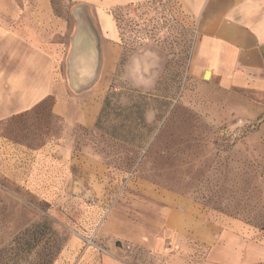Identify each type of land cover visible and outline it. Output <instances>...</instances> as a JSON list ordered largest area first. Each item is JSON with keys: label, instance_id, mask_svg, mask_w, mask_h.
<instances>
[{"label": "rangeland", "instance_id": "374dc122", "mask_svg": "<svg viewBox=\"0 0 264 264\" xmlns=\"http://www.w3.org/2000/svg\"><path fill=\"white\" fill-rule=\"evenodd\" d=\"M48 1L65 24L51 42L66 53L80 12L70 0ZM112 15L122 51L113 72L106 60L89 92L94 100L104 92L93 126L53 115L52 98L0 122V264L141 258L124 237L150 217L148 200L160 192L264 234V142L218 137V128L239 117V102L190 72L192 21L168 0L117 7ZM80 29L74 66L96 43L87 24ZM113 221L121 235H112Z\"/></svg>", "mask_w": 264, "mask_h": 264}, {"label": "crops", "instance_id": "0c3cea01", "mask_svg": "<svg viewBox=\"0 0 264 264\" xmlns=\"http://www.w3.org/2000/svg\"><path fill=\"white\" fill-rule=\"evenodd\" d=\"M70 1L80 13L74 17L65 53L63 45L51 42L65 24L48 0H0V122L52 98L56 117L83 127L95 124L104 92L97 100L89 92L106 60L110 58L108 73L113 72L122 51L112 11L144 0ZM168 1L194 25L190 72L201 80L209 72L211 87L234 94L239 102L236 120L244 122L240 139L264 142V0ZM83 23L97 37L98 51L94 45L95 53H82L74 66L71 60ZM96 52L100 66L93 79ZM148 201L150 217L143 225L138 219V226L124 237L141 249V258L107 256L96 264H264V234L238 221L211 219L201 205L176 193L152 194ZM121 233L113 221L112 235Z\"/></svg>", "mask_w": 264, "mask_h": 264}, {"label": "built area", "instance_id": "2783aa9c", "mask_svg": "<svg viewBox=\"0 0 264 264\" xmlns=\"http://www.w3.org/2000/svg\"><path fill=\"white\" fill-rule=\"evenodd\" d=\"M160 2H164L166 0H159ZM244 124V122L241 119L235 120L230 125L223 126L218 128L217 135L221 139H226L230 141H237L241 138V133L239 129Z\"/></svg>", "mask_w": 264, "mask_h": 264}, {"label": "water", "instance_id": "95a60500", "mask_svg": "<svg viewBox=\"0 0 264 264\" xmlns=\"http://www.w3.org/2000/svg\"><path fill=\"white\" fill-rule=\"evenodd\" d=\"M75 13V12H74ZM89 22V21H88ZM91 27V26H90ZM98 39L96 37V43H95V48H96V51H98ZM99 66H100V63H99V55H98V52H96V69H95V73H94V76H93V79H95V77L97 76V73H98V70H99ZM209 77V72H205L204 74V80H207Z\"/></svg>", "mask_w": 264, "mask_h": 264}, {"label": "trees", "instance_id": "16d2710c", "mask_svg": "<svg viewBox=\"0 0 264 264\" xmlns=\"http://www.w3.org/2000/svg\"><path fill=\"white\" fill-rule=\"evenodd\" d=\"M101 109H102V107H101ZM101 111V110H100ZM99 116V115H98ZM98 118V117H97ZM97 121V120H96ZM96 123V122H95ZM222 140H224V143H226V144H232L233 143V141H230V140H226V139H222Z\"/></svg>", "mask_w": 264, "mask_h": 264}]
</instances>
